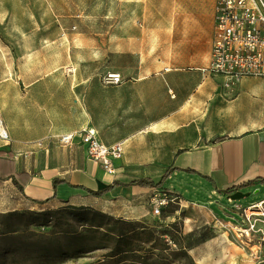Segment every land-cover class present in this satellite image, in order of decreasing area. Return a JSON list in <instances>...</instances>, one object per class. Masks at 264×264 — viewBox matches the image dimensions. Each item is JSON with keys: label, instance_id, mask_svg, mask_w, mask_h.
<instances>
[{"label": "crops", "instance_id": "1", "mask_svg": "<svg viewBox=\"0 0 264 264\" xmlns=\"http://www.w3.org/2000/svg\"><path fill=\"white\" fill-rule=\"evenodd\" d=\"M216 9L217 0H178L172 46L133 45L121 52L127 62L117 69L71 73L68 63L55 64L50 48L26 52L12 65L0 61V120L8 135L0 137V214L84 206L142 218L161 188L184 189L191 180L217 191L206 176L220 189L264 178V77L224 88L222 76L199 69L212 57ZM107 72L124 81L106 84ZM82 128L95 129L107 145L124 141L113 171L89 158L79 139L59 143L61 134ZM169 167L178 170L162 187L131 184L158 179ZM114 181L122 185L101 196L87 191ZM255 189L264 199L260 181L240 190ZM190 251H199L198 264L205 259L199 243Z\"/></svg>", "mask_w": 264, "mask_h": 264}, {"label": "rangeland", "instance_id": "2", "mask_svg": "<svg viewBox=\"0 0 264 264\" xmlns=\"http://www.w3.org/2000/svg\"><path fill=\"white\" fill-rule=\"evenodd\" d=\"M177 3L0 0V61L12 65L26 52L50 48L55 64L68 63L69 72L95 65L117 69L127 62L121 52L133 45L172 46L168 35ZM142 34L145 42L137 40ZM160 190L170 191L175 201L160 215L151 206L142 218L84 206L0 214V264H198L199 251L180 249L190 240L205 257L199 264H264V221L246 215L262 200L256 189L233 198L190 180L184 189ZM190 226L200 227L190 235Z\"/></svg>", "mask_w": 264, "mask_h": 264}, {"label": "built area", "instance_id": "3", "mask_svg": "<svg viewBox=\"0 0 264 264\" xmlns=\"http://www.w3.org/2000/svg\"><path fill=\"white\" fill-rule=\"evenodd\" d=\"M199 69L205 76H222L224 88H230L245 77H264V0H217L212 57L207 66ZM70 72H74V69ZM102 81L120 84L124 77L119 72H107L102 76ZM0 137H8L1 120ZM78 139L88 157L110 171L114 170L113 160L122 157L125 150L124 141L107 145L93 128L67 132L58 138L62 146H69ZM174 201L175 197L170 191L160 190L152 194L150 205L153 213L160 215ZM263 205L264 199L249 207L251 213L246 215L250 221L254 215L257 217L255 220L264 221ZM255 225L252 222L250 228L253 229Z\"/></svg>", "mask_w": 264, "mask_h": 264}, {"label": "trees", "instance_id": "4", "mask_svg": "<svg viewBox=\"0 0 264 264\" xmlns=\"http://www.w3.org/2000/svg\"><path fill=\"white\" fill-rule=\"evenodd\" d=\"M178 170V168L176 167H169L167 168V170L164 172V174L162 176H160L158 179H153L151 177H143V178H139L136 180H133L131 182V184H138V185H142V186H151V187H162L167 181L168 179L172 176V174ZM191 173H195L193 170H188ZM206 179H208L212 185L215 187V189L219 192L224 194L225 196H230L232 193L243 189L245 187L248 186H252L256 183V181H260L261 183H264V178L260 177V178H256L254 180H248L245 182H241V183H234L228 186H225L224 188L220 189L216 186V184L214 183V181L212 180V178L206 176ZM58 180L54 181V185L57 186ZM118 185H122L121 182L119 181H114L112 184L107 185L101 189L98 190H93V189H87V191L93 195L96 196H101L109 191H111L112 189H114L116 186ZM193 232V231H192ZM192 232H189L188 234H192ZM198 243H195L193 241H186L184 245L181 246V251L185 254L189 253V250L197 245ZM193 264V263H192ZM195 264V263H194Z\"/></svg>", "mask_w": 264, "mask_h": 264}, {"label": "water", "instance_id": "5", "mask_svg": "<svg viewBox=\"0 0 264 264\" xmlns=\"http://www.w3.org/2000/svg\"><path fill=\"white\" fill-rule=\"evenodd\" d=\"M245 193L242 192L241 190H238V191L232 193L230 196H232L233 198H240L241 196L245 195Z\"/></svg>", "mask_w": 264, "mask_h": 264}]
</instances>
